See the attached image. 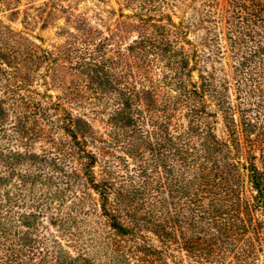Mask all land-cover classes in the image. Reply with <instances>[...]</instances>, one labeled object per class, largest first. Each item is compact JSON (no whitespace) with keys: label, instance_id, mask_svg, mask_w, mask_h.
<instances>
[{"label":"trees","instance_id":"16d2710c","mask_svg":"<svg viewBox=\"0 0 264 264\" xmlns=\"http://www.w3.org/2000/svg\"><path fill=\"white\" fill-rule=\"evenodd\" d=\"M102 1L68 12L51 40L40 5L12 7L20 28L0 18V179L16 175L27 204L9 205L32 222L51 213L75 252L23 231L3 206L0 264H258L264 89L247 81L251 63L264 67V0H227L219 13L217 0H173L191 8L178 21L170 0ZM251 86L257 107L243 96ZM125 144L131 168L113 152Z\"/></svg>","mask_w":264,"mask_h":264},{"label":"rangeland","instance_id":"374dc122","mask_svg":"<svg viewBox=\"0 0 264 264\" xmlns=\"http://www.w3.org/2000/svg\"><path fill=\"white\" fill-rule=\"evenodd\" d=\"M94 0H0V3H2V5H0V7H5L8 11L5 13H1L0 12V18H2L3 20H5L9 25L14 26L15 28H20V20H21V15H13L10 16L9 18L12 19V22L10 20L7 19V17L9 16V12L11 9H15L18 8L20 11H28L27 7L28 6H34L37 7V5H40L37 12H41V16L42 18H39V22L36 23V26H42L45 27V31L43 32L44 36L46 37V40H51L53 35H56V28L54 27L57 23H64V25H66L65 23V18L68 14V12H70L71 17L70 19H74V17H76L78 14L80 13H85L87 16L90 14V11L92 9V4L91 2H93ZM184 1V0H183ZM189 2V0H185V2ZM227 0H217L216 1V5L212 4L211 7L215 8V10L219 13L221 11L224 10L225 8V4H226ZM103 8H109L111 7H118L119 4L117 3L116 0H103ZM170 2L172 3L170 5V10L168 9V11H171L173 13V19L175 21H178L179 18H187V16H189L191 14V8L190 5L185 7L182 5H178L175 4V2L173 0H170ZM179 2H182V0H180ZM196 3H198L199 1L196 0ZM190 3V2H189ZM15 7V8H12ZM128 8V7H123ZM49 9H53L56 13H54L51 16V19L49 20H43V16H45V13L49 10ZM59 10V11H56ZM125 11H127V9H125ZM8 15V16H7ZM218 16V15H217ZM54 17V18H53ZM217 25L220 24V18H217ZM18 22V23H17ZM16 23V24H15ZM217 30V29H216ZM199 31L197 33H195V35L190 34V38L195 39V38H199ZM54 37V36H53ZM221 43L223 44V41H221ZM226 58H220L223 61H229L230 66L229 69L231 67V64H233V61L231 58H227L228 57V52L225 53ZM262 60H255V64L251 63L250 67H254V69H252L253 71L256 72H252L251 75L252 77L255 79H251V81H247V83L253 84L252 86H257V89L259 88V90H261L263 92L264 89V85H262V81L264 80V67L262 66ZM247 70L246 67L243 68V76H247V74H245L244 72ZM261 72V74H260ZM248 76V78H251ZM261 75H263L261 77ZM261 84V85H260ZM252 86L250 88H246V90H244L243 92V96L247 97L250 102L255 103V106L258 102V94H260V92L257 91V89L253 90L254 88H252ZM235 84L232 81L231 87L229 89V92H231V97L233 98V102L236 103L238 100L235 99L237 93L235 91ZM250 90V92H249ZM57 92V91H54ZM241 95V94H240ZM257 107V106H256ZM237 114V113H236ZM238 116V114L236 115ZM9 120H12L13 122L16 123V121L13 119V117ZM93 126L100 130L101 126H103L98 120H93ZM216 130L218 133H221V122L218 121V123L216 124ZM38 144H43V141H38L36 143V145L38 146ZM45 144V143H44ZM16 146V144H15ZM37 148V147H36ZM113 152L117 155H119V157L121 158V160H123L125 162V164H127V166L129 168H131L133 166V162H135L134 158L136 152L134 151V149L132 148V146H127L125 144V146H118V145H114V149ZM256 164L259 166L260 162L256 160ZM99 168V167H98ZM13 176V177H12ZM15 177L16 175L11 174L10 176H7L6 178L0 179V208H2L4 206V209L6 211V214L8 216V219L11 221H15L16 223H25V227L21 228L23 231H29V232H34L36 235H42L45 236L47 238H52L57 239V241L60 243L59 244V248L60 249H65L68 252L71 253H75L74 252V247L71 245L73 242L68 240L69 233L63 234L62 231L59 229L58 225H55L53 220L50 218V214L51 213H41L36 219L35 222L30 221L27 217L28 214H24L29 212L28 211V207L25 206H21V208H18L16 206H12L9 205L8 202H10V200L12 199V202L14 203H19V204H27V199L25 197V190H21L18 189L17 187H14L16 181H15ZM7 190H11L15 195H11L13 197H11L9 199V195H5L8 194L6 193ZM77 191L79 190L76 189ZM55 196V198H61L63 199L64 202H67L69 199H73L72 195L70 193H62L59 191H55L53 193V197ZM57 203H54L53 206H56ZM47 213V214H46ZM20 214H23L24 217H20ZM151 234V233H149ZM83 237H88V236H84ZM258 264H264V257L261 255L260 259L257 261ZM226 264V263H224Z\"/></svg>","mask_w":264,"mask_h":264}]
</instances>
